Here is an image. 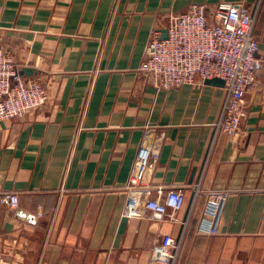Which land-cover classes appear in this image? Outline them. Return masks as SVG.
I'll use <instances>...</instances> for the list:
<instances>
[{"label":"crops","instance_id":"1","mask_svg":"<svg viewBox=\"0 0 264 264\" xmlns=\"http://www.w3.org/2000/svg\"><path fill=\"white\" fill-rule=\"evenodd\" d=\"M222 1L255 2L0 0L1 44L49 94L45 106L0 121V193L19 196L15 208L0 203V264H152L154 246L184 221L177 264H264V0L261 66L236 135L212 144L224 86L158 88L141 69L171 15ZM141 145L159 155L145 188L130 193ZM159 187L185 193L178 222L121 216L129 196L157 198Z\"/></svg>","mask_w":264,"mask_h":264},{"label":"built area","instance_id":"2","mask_svg":"<svg viewBox=\"0 0 264 264\" xmlns=\"http://www.w3.org/2000/svg\"><path fill=\"white\" fill-rule=\"evenodd\" d=\"M262 2L255 0L248 7L242 2L222 1L213 9L206 4L193 3L186 11L171 15L166 38H163V31L156 28L148 42L141 69L153 75L158 88L204 82L215 77L225 80V100L214 125L212 144L222 133H239L247 115L245 95L261 66L255 29ZM48 100L44 85L24 76L22 67L0 42V121L24 117L29 111L45 106ZM158 155L159 147L141 145L127 191L145 188L149 163ZM203 174L204 171L195 184V194L199 192ZM158 192L157 198L145 200L129 196L121 216L127 219L148 216L178 222L177 213L185 205V193L177 187L165 193L163 187H159ZM0 203L15 208L19 205V196L14 192H2ZM180 223L183 230L178 236L164 234L154 246L152 264L178 263L187 221ZM201 230L210 232L212 229Z\"/></svg>","mask_w":264,"mask_h":264},{"label":"water","instance_id":"3","mask_svg":"<svg viewBox=\"0 0 264 264\" xmlns=\"http://www.w3.org/2000/svg\"><path fill=\"white\" fill-rule=\"evenodd\" d=\"M167 37V30L163 31V38ZM207 84H213L217 86H225V80L219 77H215L213 79H207L205 81Z\"/></svg>","mask_w":264,"mask_h":264}]
</instances>
